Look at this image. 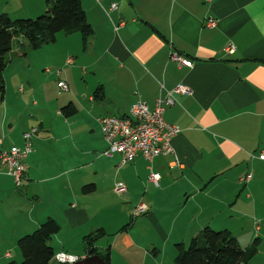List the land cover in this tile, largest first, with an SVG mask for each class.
Wrapping results in <instances>:
<instances>
[{
  "label": "crops",
  "instance_id": "1",
  "mask_svg": "<svg viewBox=\"0 0 264 264\" xmlns=\"http://www.w3.org/2000/svg\"><path fill=\"white\" fill-rule=\"evenodd\" d=\"M113 1L119 8L108 14ZM101 2L82 0L94 28L86 44L80 33L75 40L77 34L61 31L65 34L52 43L63 39L75 47L48 48L55 57L52 64L62 66L69 84L61 98L47 97L50 81L17 75V92L6 81L0 99V152L23 147V133L33 126L39 130L20 186L0 159V225L26 222L22 233L27 234L53 217L61 224L50 241L56 255L80 258L87 256L84 236L104 228L113 238L107 246L96 244L102 252L110 247L111 264H166L168 249L175 263L176 243L190 242L206 226L230 229L241 244L254 232L263 246L264 0ZM46 7L47 0H0V13L13 18L35 17ZM209 18L215 19L214 26L207 25ZM121 19L126 21L122 26ZM230 45L234 52L227 50ZM172 51L193 66L170 59ZM69 57L74 65L66 64ZM181 83L191 94L176 95V104L164 112L181 129L172 141L176 154L153 162L138 154L126 163L121 154H103L108 145L101 116L127 115L140 98L154 108L166 89ZM69 102L78 108L74 116L62 112ZM150 165L159 176L158 186L149 180ZM249 173L252 177L241 181ZM120 182L135 202L123 205L122 222L110 223L109 211L118 204L109 196L122 194L115 191ZM140 199L148 210L129 226ZM143 222H152L160 232L165 254L156 242L146 244L132 234ZM7 250L4 244L1 256L8 257Z\"/></svg>",
  "mask_w": 264,
  "mask_h": 264
},
{
  "label": "trees",
  "instance_id": "2",
  "mask_svg": "<svg viewBox=\"0 0 264 264\" xmlns=\"http://www.w3.org/2000/svg\"><path fill=\"white\" fill-rule=\"evenodd\" d=\"M61 31L80 33L84 44L94 33L82 0H47L46 10L38 17L13 18L6 12L0 13V99L4 98L6 92V56L13 49L14 39L21 35L31 47L37 49L55 42ZM62 112L66 116H74L78 108L74 102H69L62 107ZM90 186L86 185L84 189L87 191ZM131 224L132 222L129 226ZM60 229L61 224L49 217L33 232L19 237L18 246L23 260H11L5 264H50L57 254L50 241ZM107 234L104 228H99L85 235L84 246L87 256L99 254L107 264H111L110 247L102 252L96 244ZM257 241L259 239L250 247H244L230 229L218 230L206 226L190 240L188 247L184 242L176 243L177 254L174 261L175 264H243L257 253ZM56 264L74 262L58 261Z\"/></svg>",
  "mask_w": 264,
  "mask_h": 264
},
{
  "label": "built area",
  "instance_id": "3",
  "mask_svg": "<svg viewBox=\"0 0 264 264\" xmlns=\"http://www.w3.org/2000/svg\"><path fill=\"white\" fill-rule=\"evenodd\" d=\"M97 1L100 4L102 3L101 0ZM118 8V3L113 1L106 11L110 14L111 11ZM215 22V19L209 18L207 25L214 26ZM125 23L126 21L121 19L120 26ZM118 28L119 26L116 25V29ZM227 50L234 52L235 48L233 45H230ZM170 59L177 61L181 65L193 66L192 60L179 54L177 51L170 53ZM73 63L74 59L72 57H69L66 61L67 65ZM46 71L51 72L52 70L47 68ZM55 74L60 76L62 70H56ZM58 86L65 91L69 89V84L64 80H59ZM164 87L162 84L161 89ZM191 92V88L181 83L173 89H166V94L158 98L154 108L149 106L147 100L140 98L131 105L129 114L127 115L101 116L99 122L108 145L103 154L106 156H113L116 153L121 154L122 163L135 159L138 154H142L149 162H153L160 155L176 154L172 141L181 129L178 125L168 122L164 117V112L167 106L176 104V95H190ZM38 130L37 126H33L30 130L24 132L25 145L23 147L13 145L9 148H3L0 152V158L3 165L6 166V172L14 178L17 185H21L27 170L26 160L33 150L32 138ZM176 158V161H180L178 156ZM259 158L264 160V151L259 155ZM251 177L252 173H249L241 177V181H247ZM149 180L155 185H159V176L152 165H150ZM115 191L118 193L126 192V184L123 182L118 183ZM147 210V205L140 202L135 208L134 216L139 217L145 214ZM78 259L77 256L65 252L58 253V258H56L59 262H75Z\"/></svg>",
  "mask_w": 264,
  "mask_h": 264
},
{
  "label": "rangeland",
  "instance_id": "4",
  "mask_svg": "<svg viewBox=\"0 0 264 264\" xmlns=\"http://www.w3.org/2000/svg\"><path fill=\"white\" fill-rule=\"evenodd\" d=\"M39 15H41V14H39ZM39 15H37L35 17H38ZM60 34H65V33L59 32L57 34V39H58V36L59 37L61 36ZM75 34H77V35H75V40H76V38H78V36L81 38L79 33H75ZM57 42L44 44L42 47L35 49V48L31 47L29 45V43L27 42V40L25 38H23V36H21V35L17 36L14 39L13 49L6 56V68H5L6 81L8 79L9 85L13 88L15 87L14 92L18 91V88L16 86L17 75L19 77H22V75H23V76L32 77L37 82L38 81H46V82L50 81V82H52L50 87H49V90H47V97H49V98H51V97L52 98H56V97L61 98L62 97L61 94L63 95L66 93L65 90H62L61 88H59L58 80L63 79L67 83H68V81L65 78H62L63 75L57 76L55 74V71L60 69L62 66L52 64V62L55 60L54 59L55 57H52L53 56V55H51L52 51H51V49H48V48H53L52 46H54V44H57L56 46H58L62 49H64V48L71 49V48H74L75 45L73 42L63 41V39H60ZM83 44H84V42H83ZM47 45H49V47H46ZM74 64H71V65H74ZM55 66H58V68L55 69ZM65 67L66 66H64V68ZM47 68L51 69L52 71L51 72L46 71ZM92 71L93 70H90V72H92ZM82 76H83L82 72L77 73V79L78 80H82L81 79ZM41 91H46V90L44 88ZM48 91L50 92V96H49ZM23 179H24V177H23ZM22 183H23V180H22ZM17 186H20V185H17ZM131 197H132L131 194H128L127 192H123L122 194L115 193L114 196H109V198H111L112 203L115 205H117V204L118 205L115 207H113L111 205L112 209H111V211H109L110 214L113 216L114 220H112V221H111V219L108 220L107 217H106V220H108V222H110V223L122 222V218L124 219V214H126V212H125L126 207H124L123 205L127 204L128 206H130L131 202L132 203L135 202L134 200L131 199ZM137 199H139V198H137ZM142 200L143 199L137 200L138 203L136 204V206H138ZM136 206H135V208H136ZM135 208H134V211H132L133 215H131V217L128 218L127 223H131V222L133 224L138 223L137 221L144 218V215L139 217V218L138 217L136 218L134 216ZM128 216H129V214H128ZM117 218H118V220H117ZM159 223L162 224V222H159ZM234 223H236L240 227V225H239L240 222H234ZM25 227H26V222H15V221L3 222V226L0 225V264H5L11 260H16L18 262L23 260L21 250L18 246V239L22 235H25L22 233V231H23L22 229H24ZM176 227H178V226H176ZM111 229L114 230V228H111ZM109 233H111V232H109ZM132 234L137 239L142 238L143 242H145L146 244L151 243V241L156 242L157 243L156 246L162 250V255L165 254V251L163 248L162 236L152 222H143V223L139 224V226H136L134 228V231ZM112 238H113V235H109V234L106 236H103L98 240L99 242L97 241L98 245L107 246L111 242ZM256 239H260V238L259 237L257 238L256 236H254V232H252V234H249L248 237L241 238L242 245L244 247H250L251 245H253L256 242ZM189 243H190L189 241H187L185 243L186 247H188ZM4 244H6L8 246L7 251L10 252L8 257H5V254H4V256H1V249L4 246ZM257 244H258L257 253L252 257V259H250V261H248L247 263L244 262L243 264H260L262 262V259H263V263H264V254H263L264 244L262 246V244H260V241L259 242L257 241ZM152 245H153L152 246V248H153L155 245L154 244H152ZM101 248H103V247H101ZM100 250H102V249H100ZM166 252H168L166 264H175L173 262V258L170 257V249L166 250ZM117 253L118 252L116 251V254H115L116 258L118 257ZM80 254H81V252H80ZM79 259H81V258H79ZM56 263H57V260H56V258H54L50 264H56Z\"/></svg>",
  "mask_w": 264,
  "mask_h": 264
},
{
  "label": "water",
  "instance_id": "5",
  "mask_svg": "<svg viewBox=\"0 0 264 264\" xmlns=\"http://www.w3.org/2000/svg\"><path fill=\"white\" fill-rule=\"evenodd\" d=\"M74 264H107L106 260L99 254L86 256L74 262Z\"/></svg>",
  "mask_w": 264,
  "mask_h": 264
},
{
  "label": "bare ground",
  "instance_id": "6",
  "mask_svg": "<svg viewBox=\"0 0 264 264\" xmlns=\"http://www.w3.org/2000/svg\"><path fill=\"white\" fill-rule=\"evenodd\" d=\"M56 258H58V255H56Z\"/></svg>",
  "mask_w": 264,
  "mask_h": 264
}]
</instances>
